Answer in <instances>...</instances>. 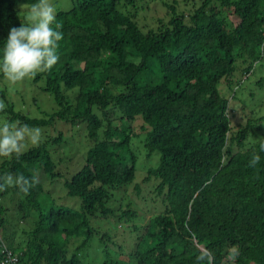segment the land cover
I'll return each instance as SVG.
<instances>
[{"label": "trees", "instance_id": "16d2710c", "mask_svg": "<svg viewBox=\"0 0 264 264\" xmlns=\"http://www.w3.org/2000/svg\"><path fill=\"white\" fill-rule=\"evenodd\" d=\"M69 1L59 60L32 76L50 107L0 91L43 133L0 157L36 178L0 191V264H264V118L232 122L256 75L264 91V0ZM35 2L0 0V40Z\"/></svg>", "mask_w": 264, "mask_h": 264}, {"label": "clouds", "instance_id": "9594fccd", "mask_svg": "<svg viewBox=\"0 0 264 264\" xmlns=\"http://www.w3.org/2000/svg\"><path fill=\"white\" fill-rule=\"evenodd\" d=\"M22 8L23 19L19 26L10 27L6 38L0 40V76L13 85L38 72L50 71L59 60L58 47L63 39L59 31L61 25L55 23L56 9L50 0H36ZM7 112L8 105L0 100V157L17 156L29 145L38 147L43 139L41 128L19 119L12 121ZM261 151H264V144H261ZM259 159L254 155L249 166L255 167ZM35 179L12 172L0 175V191L11 186L27 194ZM231 254L234 259L239 254L238 249L233 248Z\"/></svg>", "mask_w": 264, "mask_h": 264}, {"label": "rangeland", "instance_id": "374dc122", "mask_svg": "<svg viewBox=\"0 0 264 264\" xmlns=\"http://www.w3.org/2000/svg\"><path fill=\"white\" fill-rule=\"evenodd\" d=\"M50 3L53 4V6L55 7L56 11L58 9L61 10H68L70 7V1L69 0H50ZM161 8L157 9V14L159 15H163V12H161ZM232 21L234 24L237 23V20L235 18H232ZM257 69L259 70H263L260 67H257ZM258 73V71H257ZM243 74V73H242ZM257 75L255 76V78H253L250 82V84H248L247 86L249 87L250 90L247 89L246 86L245 87V94L253 91L255 94V100H253L254 103H251L250 106L251 107H256V109L254 110L253 114H251V109L250 108H246L244 110V108L241 106V104H238L235 107V110L232 111V122L233 125L236 124H244L246 122V120L248 118L251 119H261L264 118V91H258L256 86L254 85L255 82L257 81ZM6 88L7 90L10 91V95L8 99H10L13 104L16 105L17 109H22V110H26L28 109L33 116H41V112L42 111H46L44 109H47L50 107V104L53 103L52 99L50 100V97L46 94H44L39 88H37L36 86H34L32 84V76L25 78L24 81L22 82H18L15 85L10 84L6 79H2L0 80V91L2 89ZM237 91V95H239L241 93V89L239 88ZM246 94V96H247ZM245 98V97H244ZM35 102H33L34 100ZM0 100H2V98L0 97ZM49 100V101H48ZM22 102H26V105H21L20 103ZM40 107V111L37 112L36 111V106ZM234 105V104H233ZM264 127V125H263ZM70 146L74 149L73 147V143H70ZM29 147V146H28ZM28 147H26L25 149H27ZM24 149V150H25ZM153 159L151 161H147L146 158L143 156L139 157V165L141 164H145L148 166L150 165H154ZM72 175V173H69L68 178ZM139 175V174H137ZM139 179V178H138ZM137 179V180H138ZM65 194L62 191H57L56 197H58V202H61V199L64 198ZM120 197V196H119ZM70 199V198H69ZM74 199V198H71ZM66 201L65 203L69 204L71 203V200H64ZM8 204V203H7ZM13 204V198L11 199V197H9V208L12 207ZM11 210V209H10ZM20 234V229L18 231Z\"/></svg>", "mask_w": 264, "mask_h": 264}]
</instances>
